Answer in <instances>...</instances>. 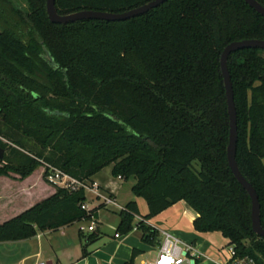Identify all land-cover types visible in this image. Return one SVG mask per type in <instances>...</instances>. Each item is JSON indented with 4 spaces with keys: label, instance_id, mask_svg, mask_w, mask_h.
<instances>
[{
    "label": "trees",
    "instance_id": "obj_1",
    "mask_svg": "<svg viewBox=\"0 0 264 264\" xmlns=\"http://www.w3.org/2000/svg\"><path fill=\"white\" fill-rule=\"evenodd\" d=\"M26 1L25 9L5 2L6 13L0 6V176L24 178L43 164L85 182L111 166L113 176L134 180L133 195L148 207L134 222L136 202L123 206L118 235L136 226L143 242L159 246V231L144 220L183 200L198 214L196 231L220 232L238 257L264 264L250 197L226 158L229 117L220 70L227 44L264 39V17L244 0H167L123 21L54 24L45 0ZM149 1L55 0V7L61 15L119 13ZM263 53L232 52L227 66L237 115L235 160L258 195L264 228ZM85 200L83 188L56 187L0 223V242L88 221L102 205L86 212ZM95 231L80 233L82 256L98 239ZM138 254L133 249L124 264H134Z\"/></svg>",
    "mask_w": 264,
    "mask_h": 264
},
{
    "label": "crops",
    "instance_id": "obj_2",
    "mask_svg": "<svg viewBox=\"0 0 264 264\" xmlns=\"http://www.w3.org/2000/svg\"><path fill=\"white\" fill-rule=\"evenodd\" d=\"M111 172V166H109ZM40 169V170H39ZM39 170V176L42 182L48 183L47 192L43 196H37L33 177ZM100 170L93 175L90 183H97L99 189L112 198L116 203L123 207L128 202L134 200L137 204L139 215L134 218V222L141 220L143 215L148 213L146 201L141 197H136L131 191L126 197L121 198L120 186L125 179L121 177L115 179L104 177ZM1 179L9 181L7 187H0V208H5L6 204L17 197L16 209L12 212H5L0 216V223L22 213L41 200L49 197L56 191V186L49 183L44 178L43 168H36L27 177L21 178L19 175L0 176ZM88 197V196H87ZM90 207H98L97 201H89ZM9 206L6 207L8 209ZM117 206H104L96 210L94 220L96 223V233L98 239L86 245L87 254L82 256V247L85 244L84 238L80 237L92 233L87 230L83 222H76L69 226H63L57 230L37 231L36 235L24 240L0 242V264H34L38 260H44L51 264H124L132 255L133 249L139 251L135 257L134 264H154L156 255L152 256L158 246L146 244L141 239V232L138 229L119 234L115 236L116 228L119 222ZM5 210V209H3ZM1 210V211H3ZM110 211L117 215V220L111 226H105L102 218L103 211ZM198 214L185 201H178L157 215L144 220L147 225L155 227L159 233L160 230L169 231L182 241L193 245L200 253L201 258L197 264H221L224 262V253L229 246V240L221 235L220 232H199L194 229L193 222ZM85 226L81 231L80 227ZM105 226L109 231H101ZM162 235L160 234V239ZM161 241V240H160Z\"/></svg>",
    "mask_w": 264,
    "mask_h": 264
},
{
    "label": "water",
    "instance_id": "obj_3",
    "mask_svg": "<svg viewBox=\"0 0 264 264\" xmlns=\"http://www.w3.org/2000/svg\"><path fill=\"white\" fill-rule=\"evenodd\" d=\"M167 0H151L143 5L129 9L127 11L113 13L107 11L81 10L69 14L61 15L57 13L55 0H45V8L47 17L54 24H68L80 20H104V21H123L133 17L143 15L151 9L159 6ZM249 7L264 17V6L257 0H244ZM249 48L264 49V39H243L235 40L227 44L220 55V70L223 78L225 89V97L227 104V112L229 117V136L226 148V158L229 168L237 180V182L248 193L251 201V228L252 231L259 237L264 238V228L260 222V204L258 195L253 186L241 174L237 162L235 160L236 143H237V115L233 98V89L231 77L227 66L228 56L235 51ZM53 66H56L53 57L45 50L44 56ZM3 149L0 148V159L3 157ZM51 264V263H47Z\"/></svg>",
    "mask_w": 264,
    "mask_h": 264
},
{
    "label": "built area",
    "instance_id": "obj_4",
    "mask_svg": "<svg viewBox=\"0 0 264 264\" xmlns=\"http://www.w3.org/2000/svg\"><path fill=\"white\" fill-rule=\"evenodd\" d=\"M45 171L46 180L56 187L65 188L70 191L83 188L86 200L81 204V208L86 212L92 209L89 205V201H97L104 206L115 205L120 210L123 209V207L116 203L114 198L101 191L95 182L85 184V182H81L50 165H45ZM117 178L121 179L120 176H117ZM89 223L87 230L92 232L95 231L96 223L93 215H91ZM85 228V226H81L80 230L83 231ZM133 229H137V227L133 226ZM160 234L162 235V240L158 246V253L154 264H197L199 262L202 255L193 245L182 241L169 231L160 230ZM115 236L118 237L119 235L115 233ZM224 251L225 260L221 264H254L252 259L248 257H238L234 245H229ZM34 264H47V262L38 260Z\"/></svg>",
    "mask_w": 264,
    "mask_h": 264
},
{
    "label": "rangeland",
    "instance_id": "obj_5",
    "mask_svg": "<svg viewBox=\"0 0 264 264\" xmlns=\"http://www.w3.org/2000/svg\"><path fill=\"white\" fill-rule=\"evenodd\" d=\"M9 1L10 3H12V6H15V7H20V8H23L25 9L26 6H27V1L26 0H0V6L4 7L5 8V12H7V8H8V5L5 3ZM2 16L0 14V24H2ZM4 27V25H3ZM2 29V25H0V31ZM43 56H45V53L42 54ZM264 56V53L262 54ZM4 142H7V140L3 139ZM27 143L30 145V146H33L35 147V143L32 142L31 140H27ZM35 149H38V148H35ZM6 153V152H5ZM2 165V163H0V166ZM37 168H43V172L45 173V165H40L38 166ZM40 170V169H39ZM39 170L36 171L34 177H33V182H34V185H35V190H36V194L37 196H43L46 192H47V186H48V183L46 182H42L40 176H39ZM12 174H16V173H10L9 176H11ZM16 175H19V174H16ZM101 175L104 176V177H108V178H112V179H115V176H113L110 172V168L109 166L107 167H104L101 171ZM45 178V176H44ZM134 183V180L131 178V179H128V180H123L121 182V186H120V195H121V198H124L127 196V194L129 193L130 191V186ZM10 184L9 181H6L4 179H1L0 178V187H7L8 185ZM85 184H90L89 181H85ZM17 201H19V199L17 197H14L12 198V200L10 202H8V205L6 204L5 208H0V216L5 212H12L14 209H16V206H17ZM8 207V209H6V207ZM18 207V206H17ZM5 209V210H3ZM3 210V211H1ZM117 210L116 212L119 211V209H116ZM103 220L105 222V226H111L113 222H115L117 220V215L114 214L113 212H110V211H106L104 210L103 212ZM83 224L86 226L88 224V222H83ZM105 226H102L101 228V231L103 232H107L109 231V229H107ZM162 240V237L161 239ZM158 253V250L156 249V252L152 255H156Z\"/></svg>",
    "mask_w": 264,
    "mask_h": 264
}]
</instances>
